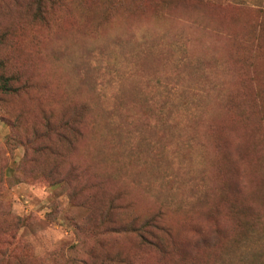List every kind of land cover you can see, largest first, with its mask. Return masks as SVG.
<instances>
[{"label":"rangeland","instance_id":"1","mask_svg":"<svg viewBox=\"0 0 264 264\" xmlns=\"http://www.w3.org/2000/svg\"><path fill=\"white\" fill-rule=\"evenodd\" d=\"M30 1L0 0L29 82L0 96V264H264V0Z\"/></svg>","mask_w":264,"mask_h":264},{"label":"trees","instance_id":"2","mask_svg":"<svg viewBox=\"0 0 264 264\" xmlns=\"http://www.w3.org/2000/svg\"><path fill=\"white\" fill-rule=\"evenodd\" d=\"M57 0H33L30 1L34 7H31L32 17L35 20L45 21L47 19L46 5L55 3ZM19 70H11L6 63L0 62V96L5 97L14 95L18 91L24 90L29 86L28 79H22L19 76ZM87 109V106H86ZM85 107H82V111ZM76 118L73 117L69 121L70 128L73 130V121ZM47 127L51 130V125L47 123ZM244 144L238 147V151L242 152ZM230 171H235V164L228 160ZM129 231L134 233L141 245L153 247L161 254H166L167 248L163 242L161 234H167V230L162 223L159 222L157 216H150L143 220H133L129 224Z\"/></svg>","mask_w":264,"mask_h":264},{"label":"bare ground","instance_id":"3","mask_svg":"<svg viewBox=\"0 0 264 264\" xmlns=\"http://www.w3.org/2000/svg\"><path fill=\"white\" fill-rule=\"evenodd\" d=\"M243 151V150H242Z\"/></svg>","mask_w":264,"mask_h":264}]
</instances>
